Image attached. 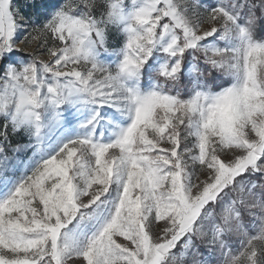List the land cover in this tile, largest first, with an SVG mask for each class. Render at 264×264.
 <instances>
[{
    "label": "snow or ice",
    "instance_id": "snow-or-ice-1",
    "mask_svg": "<svg viewBox=\"0 0 264 264\" xmlns=\"http://www.w3.org/2000/svg\"><path fill=\"white\" fill-rule=\"evenodd\" d=\"M0 264H264V0H0Z\"/></svg>",
    "mask_w": 264,
    "mask_h": 264
},
{
    "label": "trees",
    "instance_id": "trees-1",
    "mask_svg": "<svg viewBox=\"0 0 264 264\" xmlns=\"http://www.w3.org/2000/svg\"><path fill=\"white\" fill-rule=\"evenodd\" d=\"M28 11H29V12H31V11H32V9H29ZM40 11H41V13H43L44 9H43V8H41V9H40Z\"/></svg>",
    "mask_w": 264,
    "mask_h": 264
}]
</instances>
